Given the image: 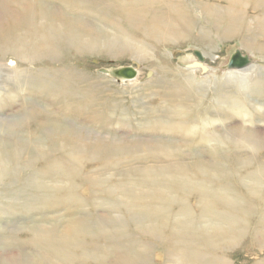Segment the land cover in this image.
<instances>
[{"label":"bare ground","instance_id":"bare-ground-1","mask_svg":"<svg viewBox=\"0 0 264 264\" xmlns=\"http://www.w3.org/2000/svg\"><path fill=\"white\" fill-rule=\"evenodd\" d=\"M245 7L264 13V0H0V56H11L0 63V264H150L154 247L169 264H231L224 251L264 248V161L257 158L264 136L245 124L255 121L251 94L264 102V83L243 74L251 61L225 71L237 77L230 81L237 90L207 106L192 78L171 76L169 68L157 75L175 102L164 100L166 113L160 110L169 117L152 125L186 135L184 150L116 135L113 125L126 116L116 122L101 108L99 86L81 87L91 77L73 65L130 54L163 69L167 56L159 50L156 58V47L187 43L203 57L188 69L206 73L200 48H211L214 37L235 40L249 25L264 36V18L243 28ZM251 39L241 37L240 47L264 53ZM194 118L202 125L218 120L222 132L205 131ZM86 122L99 127L87 130ZM136 157L182 159L120 173ZM89 163L104 173L87 174ZM84 185L87 198L77 192ZM191 195L196 212L187 205ZM57 210L74 215L55 216Z\"/></svg>","mask_w":264,"mask_h":264},{"label":"rangeland","instance_id":"rangeland-1","mask_svg":"<svg viewBox=\"0 0 264 264\" xmlns=\"http://www.w3.org/2000/svg\"><path fill=\"white\" fill-rule=\"evenodd\" d=\"M181 1H185L187 3L192 4L194 2H197L198 0ZM244 9H246L245 12L247 15V18L245 20L246 22L243 26L244 29L247 28L246 24L249 20L252 21L255 18H264V13L254 11V9L251 7H245ZM196 14L198 15L197 19L199 20V13L196 12ZM1 17L2 15L0 12V18ZM251 24H253V21L251 22ZM207 26L209 28V25ZM249 27L250 30L248 32L244 31L245 33L241 32L240 36H248L252 38L251 40L255 41L256 39V44H264L263 34L258 29H256L254 25H249ZM241 37L235 40H228L224 42H222L217 37H214V42L211 44V48H200V50H202L207 55L204 63L209 68H211L206 73L201 68H195L193 70L188 69L189 65L192 64L193 61L197 62L198 59L194 54V49L197 48L194 47V45L188 46L187 43H181L178 45H168L167 47H156V50H154V55L156 56V58H160V56L157 55L159 50H163L164 54H166L167 56V59L162 57V60L160 61V65L165 66L163 69L157 68L156 64L159 65L157 60H152V62H150L149 60H145L143 62L130 54L124 55V57L117 58H112L108 56L85 57L84 59L73 60V65L75 70H78L82 73L86 72L87 76L89 78L91 77L88 81V84L83 83L80 85L81 87L88 85L92 86V84L99 86L97 103H99L101 108H103V106L105 105L106 107H108V110L111 111V114L112 112H114V120L116 122L121 117V120H123V117L126 116L125 119H127L125 121L113 125L114 132L116 133V135L121 137L126 136L127 138L135 137L134 139L141 140L142 142L145 139H160L162 142L165 143L172 142L174 145L181 148V150H184L188 148L184 145L187 143L184 142L185 139H187L186 135L183 136V134H174L169 130L161 131L163 129L155 128L154 125H152L153 120H160L161 118H164V114L166 113V104L163 103L164 100L169 105H173L175 102L172 98L173 93H170L172 91H167L165 89L164 92L159 89V84H156L157 75L161 77L162 71H165L167 70V68H169L170 73H172L170 74L171 76L180 75L181 77L188 76L192 78L194 82V90L197 91L199 98H202L204 104L203 106H207L210 100L212 101V98L217 97L219 95L232 93L237 90L236 83L230 82L232 78L237 77L235 75L234 77L232 75L225 74V71L229 70L225 66V64L229 59V56L234 53L235 49H238L241 53L249 55V62L251 61V63L254 64L253 67H251L248 71L243 72V74H245L248 79L251 77H260L262 78L264 83V53L251 52L250 49L244 47L241 48V44L239 41ZM10 58L11 56L9 55L6 56L5 60H2V57L0 56V63L7 62V60H9ZM122 67L133 68L136 72V76L132 79H127L121 75H117V70ZM249 98L256 115L254 118L255 121L252 124H245L247 125V127L254 129V131L261 133L264 136L263 99L261 97H258L256 94H251V97ZM163 106H165V113H161V110H163ZM213 109L214 108H212V110ZM216 111L219 110L216 109ZM165 117L169 116L165 114ZM81 120V117H75L76 122L80 123ZM239 120L241 119L238 117L234 118V120H231V123H233L231 124V126H233L234 123L238 122ZM191 122L194 125H196L197 123L202 125L201 121H198V119L195 118ZM82 126L87 130H97L99 127L93 122H86ZM202 126L204 127V130L208 132H216L217 134L222 132L220 122L218 120L214 121V123L212 122L209 124H203ZM208 145L210 148L214 146L212 142L206 144L205 146ZM191 147H195V145H191ZM243 151V149L240 150V152ZM257 155V158L260 161H264V150L259 151ZM203 158L207 161L210 160V157L207 156V154H205ZM135 159L119 166L118 169H121L120 173H124L125 171L130 170L132 166L144 167L147 165H160L161 167H165L167 165L174 164L175 161L182 159V157L176 159L175 161L172 158H165V160H160L159 158H156L157 160H155L150 157H146V159L140 160L139 157H136ZM186 161L187 160H184L183 162ZM209 162H211V160ZM97 167L98 165L96 163H89L88 165L83 167V170L84 172H87V174H93V172L90 171L91 169L97 171V173H100L102 171V173H104L103 168H98V170L94 169ZM105 172L106 174L111 173L109 170ZM115 179L117 178H113L112 180L115 181ZM77 192L83 198L88 197V189L86 185L78 188ZM186 201L188 207L193 212H196L197 206L195 197L191 195L187 197ZM88 210L93 211V208L90 207ZM55 214V216H66L74 215V212L70 210L68 212H65L63 210H57ZM246 250H244L242 247H238L234 250L232 249L230 251H224L222 253V256L229 258L231 264H255L262 256H264V248L258 250ZM149 260L150 264H169L170 262L166 255L164 256L163 252L155 247L152 248L149 253ZM87 264L93 263L88 262Z\"/></svg>","mask_w":264,"mask_h":264},{"label":"water","instance_id":"water-1","mask_svg":"<svg viewBox=\"0 0 264 264\" xmlns=\"http://www.w3.org/2000/svg\"><path fill=\"white\" fill-rule=\"evenodd\" d=\"M194 54L196 55L199 61L203 60V57L198 51H194ZM248 64H249V58L246 55H241L239 51H235V53H233V55L230 57V59L228 60V63L225 66L228 69L240 70L248 66ZM197 66H199L198 63L194 65V67H197ZM201 68L203 69V67ZM116 74L121 75L127 79H132L136 76L135 70L132 69L131 67H122L117 70Z\"/></svg>","mask_w":264,"mask_h":264}]
</instances>
